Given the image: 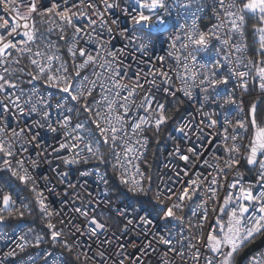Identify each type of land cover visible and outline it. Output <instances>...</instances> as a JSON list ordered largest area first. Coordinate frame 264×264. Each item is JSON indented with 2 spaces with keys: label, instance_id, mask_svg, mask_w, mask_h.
I'll return each mask as SVG.
<instances>
[{
  "label": "snow or ice",
  "instance_id": "1",
  "mask_svg": "<svg viewBox=\"0 0 264 264\" xmlns=\"http://www.w3.org/2000/svg\"><path fill=\"white\" fill-rule=\"evenodd\" d=\"M99 3L103 4V11L99 9L97 3H94L93 0H89L87 4V7L94 10L97 20L92 19L86 11L72 10L73 8L82 7L83 0H80L79 6L73 4L71 7L68 6V0H60V2L49 0L47 6L43 4L42 0H0V11L4 12V16H0V94L4 96V100H0V121L4 122L0 123V154H3L4 157L0 161V170L10 172L11 178L18 180L24 187L31 185L30 191L35 194V200L41 214L46 217L52 215L48 210V205L45 203L43 193L37 192L34 177L24 167V161L17 160L16 167L12 166L11 158L15 155V151L13 144L5 136V125L8 116H30L32 113L40 111L37 103L33 102V96H36L37 102L45 106V110L40 113L41 116L46 120L50 118V112L47 110V108L51 107L49 101L45 100L44 97L38 96L35 91L27 94V98L23 101V104L21 103V97L26 95L21 87L23 83L21 78L23 75H27L30 77L27 81L28 84L39 81L57 90L63 101L56 104L57 109L71 103L75 108L82 109L87 114L88 122L94 125V130H87L85 123L80 122L76 123L71 131H65V136L77 142L87 141L85 149L90 153L91 158L99 160L101 163L104 162V156L100 153L99 145L103 143L111 147L116 160L113 169L119 171V185H123V189H120L119 185L116 186V195L123 197L124 200L131 201L130 204L125 205L123 200H121L120 205L112 208L109 200L108 215L106 217L103 213L97 212L96 208L92 210L95 214L91 216L87 210L75 209L76 212L86 218V225L81 228L69 221L67 225L69 233H65L63 229H57L56 225L49 221L46 227L50 230V238L54 244H59L63 247L69 256L75 258V261H80L81 256H83L85 264H87L90 259L87 253L79 251L75 243H69L67 239H63L64 236L69 234L80 233L81 235H86L89 240L95 239L98 242L100 250L95 255L100 258L101 264H107V260L112 259V257H106L105 246L112 245V241L107 239V237L109 235L117 236V233H119L117 244L115 245L118 250L114 253L116 258L113 259V264H146V259L150 258L153 253L158 256L157 264H174L173 261L168 259L169 254L184 260L185 248L188 249L189 253H191L192 249H195L193 259L196 260L197 264H199L201 248L213 254L204 258L205 264H235V257L249 243L255 241L258 237L264 236V126H260L256 119L257 103L261 101L252 102L249 107L250 123L255 129L251 141L247 145L237 144L236 141L242 139V137L238 134L229 137L228 128L223 127L224 152L228 155V159L224 161V168H219L216 164L211 165L217 170L218 175L223 173L225 169L237 168L241 163V158L244 159L247 165L258 166L257 184L260 186L258 191L254 193L253 185L250 184L245 187L237 179L229 184L228 194L223 197V201L220 203V198L217 195L216 185L218 184V179L216 176L212 177L208 185H204V180L207 177L201 179L200 175L197 174V178L185 182L180 179L179 173H176V183L179 187L165 186L163 189L154 188L151 179L146 178L139 166L133 164V161L142 153L126 138L128 135L126 118L129 117L131 111L130 104H134L130 97L136 94L137 88L143 87L139 83V75L137 76L135 87L129 88L128 85L120 83L116 79L120 74L119 70L114 67L117 64V54L115 52H107V55L111 57V61L104 59L99 66L106 72L112 73L110 82L117 89L113 95L120 97L122 101L119 106L122 114H117L115 117L112 115H101L100 101L90 104L88 99L92 96L93 90L97 88V80L100 78V73H94L97 77L96 80H89L86 75L81 76V70L87 68L89 64L95 65L98 62L97 58L100 56V52L97 50L93 53L78 45L81 39L85 40V43L92 41L94 39L93 34L100 36L96 32L97 25L100 29H106L109 36L112 35L113 26H115L119 29L121 37L134 42L137 50L147 55L149 49H154L157 42L154 37L164 39V33L169 32L171 33L168 37L170 49H177V42H179V49L185 51L191 49L183 57L185 74L178 76L182 82V88H174V85L171 84V77L164 67L151 72L150 75L153 79L147 82L153 88H156L158 92H163L167 96L175 98L176 91H182L185 97L191 98L192 90L188 85V81L191 79L195 82L198 72L193 71L191 76H188L189 64L187 61L190 59L193 68L198 66L200 69H207V72L202 74L203 78L199 80V84L196 85L205 94L204 101L215 102L223 99V103L219 105L220 107L235 105L242 114L243 100L237 101L232 92L222 96L220 86H225L224 91H227V86L231 80L242 92H247L249 79H251L253 83L258 81L259 89L264 92V55L258 61H253L249 58L248 64H244L243 59L240 56H236V64L243 65L248 69L246 71H238L236 67L232 66L233 60L230 59V53L221 54L220 47H214L212 42L215 40L219 46L225 49H234L236 53L247 50L249 45L245 38V30L249 28L248 19H246V17H249L254 21L250 25V31L254 36H258V39L254 42L259 47L255 51L264 54V0H241L240 3H237V0H211V3H208V0H124L123 8H121L120 0H99ZM62 5L63 9L60 10ZM206 8L211 10L213 17L218 23L213 24L207 31H202L197 22L201 19L199 14L204 13ZM117 9L120 10L123 19L120 17L113 18L111 24H109L108 20L105 19L106 13H113ZM53 14L57 15L60 21L74 28L70 38V46L67 48L72 59V67L75 69L72 73L68 72L67 64L61 61L59 55H45L40 50L33 53L30 46L36 45L38 40L46 38V33H41L37 27L34 15L43 18L45 16L51 17ZM189 17H191L190 24L187 22L179 23L180 19L183 18L187 21ZM73 18L77 20L87 18L88 23L84 27L75 26L73 25ZM173 20L176 21L175 24L170 23ZM121 24H124V26L121 27ZM56 28L59 31V39L64 40L68 44L69 40L66 39L64 26L49 27L47 33H52ZM174 28L176 31H173ZM225 28L228 31L224 36H221V31ZM88 29H91V33H89ZM234 36L243 39L237 43L233 41ZM107 43H110V41H104L100 37L97 40V48L104 49ZM45 47L52 49L54 45L49 41ZM37 48L39 49L38 45ZM13 50L18 54V57L28 55L29 63L34 67L35 71L26 72L24 67H20V59L12 56ZM169 55L174 56L177 61L181 59L176 52L169 51ZM77 57L82 62L77 64ZM159 59L164 61V57ZM202 59H207L208 63H201ZM56 63H59L58 67L54 66ZM12 65L17 67H12ZM225 71L227 74H225ZM253 71L255 75H252ZM217 73H219V76ZM157 76L161 78L163 87L157 85ZM99 87L102 91H109L104 84H100ZM119 89H125L127 95L120 96ZM209 90H212L215 95H208ZM17 91L19 94H17ZM48 96L50 100L52 93H49ZM102 99L107 102V111L109 113L114 111L117 101L115 99L109 100L107 95L102 96ZM154 102L156 103L155 109L152 108ZM25 106H28L27 113H25ZM13 108L15 112L12 111ZM137 108L143 109L148 115L139 116L133 120L131 123L133 135L144 130L142 125H154L158 132L160 126L168 119L165 115V102L157 101L151 95V92L144 95L143 102ZM66 111L71 113L73 108H67ZM93 112H95L94 116L92 115ZM153 114L155 115L154 121L151 119ZM204 115L209 116L207 127L212 128L217 125V120L211 119V114L204 113ZM57 123L61 125L62 130L68 129L72 123V116L65 115L63 121L58 120ZM225 123H231L227 116H225ZM34 124L38 128L45 126L40 124L39 121H34ZM188 126L186 124L179 127L177 131L185 133V129ZM47 127L49 131H57V129L52 128L51 124H48ZM237 129L246 130L243 119H238L235 125H232L233 132ZM78 130L81 132L87 131V136H73V132ZM8 131L11 132L12 137L19 140L25 136L26 132L32 133L34 129L31 126H27L19 130L11 128ZM196 131L202 134V129L198 128ZM97 132L99 133V139L92 141L91 137ZM38 135L39 133L32 135L26 143H33ZM185 138H187V133H185ZM229 139L232 141L230 147L227 143ZM117 141H119L121 151H115L118 147ZM93 143L96 144L95 148ZM134 143L140 144L141 141L136 140ZM242 146L245 149L244 154L241 153ZM20 147L22 151H27L25 144H21ZM69 147L78 149L79 143L59 144L60 149ZM175 152L181 160H190L189 155L181 154L179 147H176ZM187 152L192 156L201 155L196 148H187ZM78 155L79 153H77ZM62 159L65 164L81 162L77 158L63 157ZM87 159L88 157H83L85 162ZM216 159L219 160V157ZM205 164H207V161H205ZM129 165L132 167L129 168ZM32 166L36 167L37 162L32 161ZM185 175H187L186 172ZM237 175L241 174L237 171ZM104 183L107 185V180ZM202 185L206 188V192L202 193L200 191ZM9 186H11L10 183ZM51 190L54 191L55 189L52 188ZM233 190H237L235 194H233ZM202 196L206 197V199L202 198L201 202L196 204V209L201 210L200 213L198 214L196 210L189 208L190 214L186 216L184 214V209L188 206L186 202L195 203L193 197ZM210 200L219 204V207H212V211L218 214L214 216L213 223L207 235H205L203 228L208 222L207 203ZM15 204L16 201L8 193L0 197V221H4L7 218L4 215L5 212L8 217L14 215L12 209ZM136 204L139 207H133ZM24 207H27V205H24ZM130 207L131 211H129ZM97 208H99V204ZM17 212L20 217L25 215L23 211L18 209ZM97 216L100 218L98 219ZM223 216H227V220H224ZM194 217H197L195 222H193ZM154 224L157 227L153 228ZM194 229L198 230V235L193 231ZM129 233H134V237H129V239L119 242V237L128 236ZM174 235H179L180 237V239L176 240L175 245L173 244ZM101 237L104 239H101ZM41 239L39 236L36 237L37 245H39ZM20 240L24 241V243L18 244L17 247L23 251L27 241L24 240L23 236L20 237ZM137 240L140 241L139 244L136 243ZM154 244L163 246L166 250L161 251L160 247H154ZM129 246L139 251L140 256L136 257L133 253L128 252ZM7 255L14 256L16 252L13 250ZM50 255V252L44 253L45 257ZM54 264H70V262L65 258L54 262ZM251 264H264V261H258L253 257Z\"/></svg>",
  "mask_w": 264,
  "mask_h": 264
},
{
  "label": "built area",
  "instance_id": "2",
  "mask_svg": "<svg viewBox=\"0 0 264 264\" xmlns=\"http://www.w3.org/2000/svg\"><path fill=\"white\" fill-rule=\"evenodd\" d=\"M45 6L48 5L49 0H42ZM60 2V0H57ZM89 0H83V6L73 8V11H86L92 19H97V16L94 14V10L92 8L87 7ZM94 3H97V6L101 11L104 10L103 4L99 3V0H93ZM241 0H237V3H240ZM208 3H211V0H208ZM73 4L80 5V0H68V6L71 7ZM121 8L124 7V0H120ZM63 9V5L60 10ZM201 19L198 20V26L200 30L207 31L213 24L218 23V21L213 17V14L210 9L206 8L204 13L199 14ZM223 15V14H221ZM0 16H4V12L0 11ZM120 17L121 12L119 9L114 10L113 13H106L105 19L108 20V23L111 24V20L113 18ZM7 18V17H5ZM36 15H34V19ZM52 21L51 27L55 26H66L71 30V35L69 37V43L65 44L64 51L68 59H64L63 53L61 50L54 45V48L48 49L45 45L48 43L30 45L32 47L33 53L37 50H40L45 55L56 54L61 57V61L65 62L68 66V72L72 73L75 69L72 67V59L67 51V48L70 46L72 34L74 32V28L72 26H68L65 22L59 20L58 16L53 14L49 17ZM189 23L191 22V17L187 19H180L179 23ZM88 23L87 18H81L77 20L73 18V25L84 27ZM170 23L175 24L176 21H170ZM99 24V21H98ZM124 24H121L123 27ZM58 29V28H56ZM89 33H91V29H88ZM173 31H176L174 28ZM227 28L221 31V36H224L227 32ZM96 32L100 34V36L94 35V39L85 43V40L81 39L79 42V47H85L87 50L95 53L97 50L100 52V56L97 58L98 62L93 65L89 64L87 68L81 70V76H88L89 80H96L97 77L94 73H100V78L97 80V88L93 90L92 93V101L91 104H94L95 101H100L99 108L101 111V115H112L115 117L117 114H122L120 112V97L113 95L117 91L110 82V77L112 73L106 72L104 69L100 68V63H103L104 59H108L111 61V57L107 55V52H115L117 54V64L114 67L118 68L119 76L116 77L120 83L128 85L129 88L135 87L137 82V76L139 75V83L143 85L142 88H137L136 94L130 97L131 101H134V104H130V114L129 117L126 118L128 128L127 139H129L130 143H133L134 147H136L142 155H140L137 159L133 161V164L138 165L140 170L144 173V163L148 156L152 134L156 131L154 125L153 126H143V131L139 132L136 135L132 134L131 131V123L139 116L148 115L143 109H138L137 106L143 102V97L146 93L151 92V95L156 98L157 101L165 102V109L172 107L177 110V114L169 124L164 139L158 147L157 158H156V174H157V182L154 188L163 189L165 186L167 187H179L176 183L177 176L176 173L180 174V179L185 182L197 178V174L200 175V178L204 180V185H208L213 176H216L218 179L217 195L220 198V203L223 201V197L228 194L229 184H231L234 180H239L241 184L245 187L248 185H253V192L259 190L260 186L257 184L258 180V172L259 168L256 166L254 169L250 170L247 168V164L243 158H241V163L237 168H233L231 170L225 169L223 173L218 175L217 170L213 168L211 165L216 164L219 168H224V161L228 159V155L224 152V142H223V127L228 128L229 137L232 135H239L242 139H238L236 141L237 144L247 145L251 141L253 128L250 123V100L252 98H263L264 92L259 89V82L253 83L251 79H249V87L247 92H242L236 84L232 83L231 80L229 85L227 86V91H224L225 86H220L222 96H226L228 93L232 92L237 101L243 100V113L241 114L240 109L235 105H224L220 107L219 105L223 103V99L213 101H204V93L200 91V89L196 86L199 84V80L203 78L202 74L207 72V69H200L198 66L196 68L192 67V62L189 59L187 63L189 64L188 76H191L193 71L198 72V76L195 82L191 79L188 81V85L192 90V97L188 98L183 95L182 91H176L175 98L171 96L165 95L163 92H158L156 88H153L150 83L147 81H151L153 77L150 75L151 72H155L157 69L164 67V69L168 72V75L171 77V84L174 85L175 89L182 88V82L178 78L180 75L185 74V69L183 68V64L185 63L183 57L187 55V51H191L188 49L187 51L183 49H179V42H177V49H170L168 37L171 33H164V39H156V44L154 49L150 48L147 55L143 52L137 50L136 44L134 42H130L128 39H125L120 36L119 29L113 26V33L109 36L106 29H100L98 25L96 26ZM103 38L104 41H110V43L105 44L104 49L97 48V40ZM245 38L247 39V43L249 45L248 38V30H245ZM19 39V37H18ZM243 38L234 36L233 41L239 43ZM214 47H220L221 54L230 53V59L233 60V67H236L238 71H246L248 70L243 65H237L235 62V57L240 56L244 64H248L249 58L253 61H257L249 48L243 52L236 53L234 49L228 48L225 49L218 45L217 41L212 42ZM39 46V49L37 48ZM58 49V51H57ZM169 51L176 52L177 55L181 57L179 61L174 56L169 55ZM203 55V54H201ZM13 57H18V54L15 50L12 51ZM26 59L28 66L35 71L34 67L29 63L28 55L23 56ZM160 57H164V61H160ZM82 62L79 57L76 59V63ZM201 63H208L207 59H202ZM223 64V61H222ZM55 67L59 66V63L54 65ZM72 69V71H71ZM174 70V71H173ZM225 74L227 72L225 71ZM219 76V73H217ZM252 75H255V72H252ZM29 79H25L21 84V87L24 89L26 95L21 97V103L27 98V94H31V92L35 91L38 96L44 97L45 100H48L51 107L47 108L50 112V118L47 120L41 116V112L45 110V106L36 100V96H33V102L37 103V107L40 111L36 113H32L30 116H8L6 121V132L5 136L8 140L13 144L15 155L11 158L12 166L16 167L17 160L24 161V167L28 169L31 175L34 177L36 182L37 192L43 193V197L45 198V203L48 205V210L52 213L50 217L43 216L48 221L56 222L57 229H63L65 233H69V228L67 227L69 221L83 228L86 225V218L82 216L79 212H76L75 209H81V211L87 210L89 215H93V209L96 208L97 212L103 213L105 217L108 215V201L110 200L112 208L121 204L122 198L114 199L112 197V188L108 186V178L107 175L99 169L96 164L99 160L91 158L90 153L85 149V143L87 141L77 142L71 140L70 137L65 136V131H71L72 127L75 126L76 123L86 122L80 118V114L82 109H77L73 106V104H66L64 107L57 109L56 104L62 103V96L57 92L56 89L50 88L49 86H40L36 83L28 84L27 81ZM156 83L158 86L163 87L161 84V78L159 76L156 77ZM100 84H104L109 91H102L99 87ZM120 96L127 95V91L125 89H119ZM52 93L51 99L49 100L48 94ZM17 94L19 92L17 91ZM108 96L109 100L115 99L117 104L114 107V111L109 113L107 111V102L102 99V96ZM208 95H215L212 90H209ZM0 100H4L3 94H0ZM7 102V101H5ZM11 107V105H10ZM156 103L154 102L152 108L155 109ZM67 108H73V112L69 113L66 111ZM165 110V111H166ZM15 112V109H12ZM28 111V106H25V113ZM204 113L211 114V119L217 120V125L212 128L207 127L209 124V116L204 115ZM65 115L72 116V123L68 129L62 130L61 125L57 123V121H63V117ZM95 115V112L92 113ZM225 116L230 120V124L225 123ZM154 121L155 115L151 117ZM238 119H243L246 125V130L237 129L235 132L232 130V125H235ZM34 121H39L40 124L45 125L42 128L36 127ZM202 121V123H201ZM115 122V121H114ZM0 123H4L0 121ZM51 124L52 128L57 129L56 132L49 131L47 125ZM189 125L185 129V133H187V138H185V133L178 132L177 129L184 125ZM27 126H31L34 131L32 133L25 134L21 139H16L11 136V132L8 129L16 128L19 130L20 128H26ZM103 126V122H102ZM119 127V125H117ZM161 128V126H160ZM202 129V134L197 132L196 129ZM87 130H91L86 126ZM160 130V129H159ZM39 133L36 141L31 144H27L26 142L31 138L32 135ZM75 135H85L87 136V131L81 132H73V136ZM92 141L98 140L99 136L94 135L91 137ZM136 140H140V144H135ZM146 141V143H145ZM60 143H79L78 149L73 148H64L60 149ZM228 146L230 147L232 141L228 140ZM25 144L27 147V151H22L20 145ZM118 147L115 151H121L119 147V141H117ZM93 147H96V144L93 143ZM179 147L181 150V154L189 155V161H183L179 158V155L176 154L175 149ZM196 148L200 151L201 155L192 156L187 152V148ZM83 150V151H81ZM100 153L104 155L103 143L99 145ZM244 147H241V153L244 154ZM77 153L79 155L77 156ZM114 151L112 152L110 162L112 167L116 164V160L114 158ZM63 157L68 158H77L80 159L81 162L77 164H65L63 162ZM83 157H88L87 161L83 160ZM219 157V160L216 158ZM3 154H0V161L3 159ZM32 161L37 162V166H32ZM207 161V164H205ZM129 168L132 166L129 165ZM119 179V171L115 170ZM237 171L241 175H237ZM185 172L187 175H185ZM66 173V175H64ZM226 177V178H225ZM46 178V179H45ZM107 180V185H105L104 181ZM31 187V186H30ZM123 187V185H122ZM55 190L52 191L51 189ZM200 191L206 192V188L202 185ZM233 190V194H235ZM5 193L11 195L12 199L16 201V204L13 206V209H20L22 207V199H17L13 194L4 188L0 184V197H2ZM32 197L35 199V194L32 193ZM206 197H193V202H186L188 205L184 209V214L189 215V208H192L200 213V209H196V204L201 202V199ZM125 205L130 203L123 200ZM99 204V208L97 205ZM219 207L215 201H208V222L204 225L203 232L207 235V232L210 226L213 223L214 216L218 213H214L212 211V207ZM133 207H139L138 204L133 205ZM131 207L129 211H131ZM99 219L100 217L97 216ZM224 220H227V216L222 217ZM197 217L193 218V222H195ZM63 221V223H61ZM157 227V225H153V228ZM197 235L199 234L198 230H193ZM134 233H129L128 236L119 237V242H123L124 240L129 239V237H134ZM23 236L24 240L27 241L25 244L24 250L21 251L17 245L20 243H24V241L20 240V237ZM117 236L109 235L107 239L112 241L111 246H105L106 248V257H112V259L107 260V264H113V259L116 257L114 253L118 250L115 245L117 244ZM150 238V237H148ZM63 239H67L69 243H75L78 250L82 253H87V256L90 258L87 264H101V260L95 254L100 250L98 247V242L93 239L89 240L86 235H81L80 233H76L75 235H66ZM101 239H104L101 237ZM180 239L179 235H174L173 244H176V240ZM137 244L140 243L139 240L136 241ZM33 244L35 247L33 249ZM154 247H160L161 251H165L166 248L163 246H159L154 244ZM15 250L16 255L9 256L7 253ZM128 252L133 253L136 257L140 256V252L130 246L127 249ZM185 258L181 260L179 257H175L172 254H169L168 259L173 261L174 264H197L196 260L193 259L195 256V249L191 250L189 253L188 249L185 248ZM50 252L51 255L45 257L44 253ZM200 259L199 264H205V257H210L213 254L207 251L204 248L200 249ZM255 257L258 261H264V246L257 252L250 255L244 262V264H251L252 258ZM65 259L64 256L57 251H53L47 245L42 244L40 241L39 245L36 242H33L31 239L30 231L23 225H19L13 228L5 229L0 227V264H54V262L58 260ZM85 263L84 257L81 256L80 259ZM158 256L156 253H153L150 258L146 259V264H157Z\"/></svg>",
  "mask_w": 264,
  "mask_h": 264
},
{
  "label": "trees",
  "instance_id": "3",
  "mask_svg": "<svg viewBox=\"0 0 264 264\" xmlns=\"http://www.w3.org/2000/svg\"><path fill=\"white\" fill-rule=\"evenodd\" d=\"M246 19H248V23H249V28H247V30H248L250 50H251L253 57L255 58V56H257V52L255 51V49L257 48L258 44L255 43L254 41L256 40L258 36H254L252 32L250 31V25L254 21L249 17H246ZM35 21H36L37 27L40 29V32L46 33V38L44 40H38L37 44L47 43L50 41L51 43H54V45H56L61 50V52L63 53L64 59L65 60L68 59L66 52L64 51V47L66 43L64 40L59 39L58 29L54 30L52 33H47V29L51 27V23L53 20H51L48 16H45L43 18H41L40 16H36ZM65 32H66V39H69L71 35L70 28L65 26ZM260 55L262 56L264 54L260 53ZM19 59L21 61L19 65L20 67H24L26 72L32 71V69L28 66L26 59L24 57H19ZM12 67H17V66L12 65ZM21 79L22 81H24L25 79H30V77H28L27 75H23ZM33 83H36L40 86H45L39 81H34ZM88 99H89V103L91 104L92 96L89 97ZM258 99L259 98H252L249 103L251 104L252 102H256ZM176 114H177V110L175 108H172V107L168 108L165 111V115L168 117V119L166 120L165 123L161 125V128L158 132H155L154 134H152L150 150L146 158V161L144 163V170H145L146 178L151 179L153 187L155 186L157 182V174H156V161L157 160L156 158H157L158 147L163 141L165 132L169 124L172 122V120L176 116ZM80 118L86 122V126L88 128H90L91 130H94V125L88 122V116L87 114L83 112V110L80 114ZM256 119H257V123L260 126H264V97L261 98V102L259 104L258 111L256 114ZM95 135L99 136V133L97 132ZM103 148H104V155H103L104 162L101 163L99 161L96 164V166H98L99 169H101L107 175L108 186L112 188V197L114 199H118V198L123 199V197L116 195V191H117L116 186L119 185V179H118L116 171L113 169L112 164L110 162L113 149L109 147L108 145H104V144H103ZM9 183L11 184V186H9ZM0 184L4 188L9 190L13 194L14 197H17V199L19 200L22 199L21 201L22 207L18 210L23 211L25 213L23 217H20L18 215L17 209H12L14 212V215L11 217H8L7 213L5 212L4 215L7 218L4 221H0V227L8 229V228H13V227L23 224L30 231L31 239L33 242H36V237L39 236L42 238L41 239L42 244L47 245L53 251L60 252L64 256V258L69 260L70 264H85L81 260L75 261V258L73 256H69V254L65 251L63 247H61L59 244H54L51 241L50 230L46 227L49 221L43 217V215L41 214L39 210V206L36 203V200L32 197V194L30 191L31 185H29L28 187L22 186L18 180L11 178L10 172L6 170H0ZM119 187L120 189H123L122 185H119ZM124 201L131 203V201L129 200H124ZM24 205H27V207H24ZM50 222L55 225L57 224L54 221H50ZM34 247L35 245L33 244L31 249H33Z\"/></svg>",
  "mask_w": 264,
  "mask_h": 264
},
{
  "label": "water",
  "instance_id": "4",
  "mask_svg": "<svg viewBox=\"0 0 264 264\" xmlns=\"http://www.w3.org/2000/svg\"><path fill=\"white\" fill-rule=\"evenodd\" d=\"M257 101H261V99H258ZM259 103H257V111L259 107ZM257 114V112H256ZM251 119V116H250ZM253 128V127H252ZM255 129L253 128L252 137L254 135ZM251 137V139H252ZM256 166H250L247 165V168L252 170ZM264 246V236L258 237L255 241L249 243L236 257H235V264H244L245 260L252 255L253 253L259 251Z\"/></svg>",
  "mask_w": 264,
  "mask_h": 264
},
{
  "label": "rangeland",
  "instance_id": "5",
  "mask_svg": "<svg viewBox=\"0 0 264 264\" xmlns=\"http://www.w3.org/2000/svg\"><path fill=\"white\" fill-rule=\"evenodd\" d=\"M258 39V37L256 38V40ZM259 47V45L257 46V48ZM262 56L260 55V53L257 52V56H255V59L258 61L259 59H261Z\"/></svg>",
  "mask_w": 264,
  "mask_h": 264
}]
</instances>
